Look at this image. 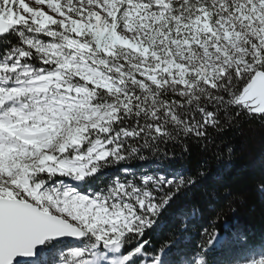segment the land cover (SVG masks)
<instances>
[{
	"label": "snow or ice",
	"instance_id": "snow-or-ice-1",
	"mask_svg": "<svg viewBox=\"0 0 264 264\" xmlns=\"http://www.w3.org/2000/svg\"><path fill=\"white\" fill-rule=\"evenodd\" d=\"M241 122L264 0H0V264H264L183 164Z\"/></svg>",
	"mask_w": 264,
	"mask_h": 264
},
{
	"label": "trees",
	"instance_id": "trees-1",
	"mask_svg": "<svg viewBox=\"0 0 264 264\" xmlns=\"http://www.w3.org/2000/svg\"><path fill=\"white\" fill-rule=\"evenodd\" d=\"M215 144L210 153H201L193 147L191 155L183 161L189 170L202 168L206 173L194 196L203 202L207 191L220 185L229 186L243 199L235 205V213L225 209L221 224L226 230L233 226L243 228L251 241L258 242L264 237V195L256 188L257 181L264 177V127L241 122L238 128L217 134ZM213 152L220 153L219 158L214 157ZM191 199L192 195L182 198L177 207L186 205Z\"/></svg>",
	"mask_w": 264,
	"mask_h": 264
}]
</instances>
